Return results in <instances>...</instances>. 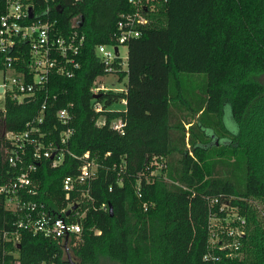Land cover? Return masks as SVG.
<instances>
[{
	"label": "trees",
	"instance_id": "1",
	"mask_svg": "<svg viewBox=\"0 0 264 264\" xmlns=\"http://www.w3.org/2000/svg\"><path fill=\"white\" fill-rule=\"evenodd\" d=\"M57 2L51 14L62 33L84 36L80 67L72 77L51 74L35 96H4L0 185L19 172L8 162L13 145L5 133L24 131L45 101L41 139L60 145L72 127L66 146L74 156L65 153L57 166L28 156L25 164L37 166L26 199L79 220L80 236L68 245L80 264H264V0H140L147 22L123 44L125 60L112 63L121 86L97 93L98 77L109 74L97 46L119 45L117 21L135 5ZM4 8L0 0V16ZM62 108L68 124L56 116ZM118 119L121 130L112 127ZM86 152L98 164L95 175L66 197L63 179L77 174ZM4 201L0 194V264H65L62 243L26 230L16 241L6 234L16 218ZM225 204L244 218L237 249L209 241L210 220L226 217Z\"/></svg>",
	"mask_w": 264,
	"mask_h": 264
},
{
	"label": "built area",
	"instance_id": "2",
	"mask_svg": "<svg viewBox=\"0 0 264 264\" xmlns=\"http://www.w3.org/2000/svg\"><path fill=\"white\" fill-rule=\"evenodd\" d=\"M57 1L4 0V12L0 16V65L1 69L8 73V76L0 84L2 88L1 95L4 94L5 96L7 94L12 99L21 101L25 97L35 96L39 90L45 88L51 74L56 73L61 76L72 77L75 71L79 69L80 64L76 60V56L83 45L84 36L79 34L77 29H73L66 34L62 33L56 18L51 14L52 6L56 5V9L59 7ZM130 2L135 5V11L121 14L117 21L116 40L119 45L100 44L97 46V53L108 73L114 72L112 63L115 59L125 58L120 54L119 46L132 37L139 36L138 26L147 22L143 14L144 5L140 0H130ZM39 3L43 6L38 11ZM19 62H22L23 65L19 66ZM103 89H106V87L101 83V85L93 87L92 91L97 93ZM114 89L125 90V87ZM44 108L45 101L38 115L26 124L24 131H8L5 133V137L13 145L8 152V162L12 167L17 168L19 172L0 185V194L5 197V208L16 218L13 230L8 231L6 234L12 235L13 240L16 241L20 230H26L33 235H41L62 243L65 251L66 248H69L65 237L75 235L79 238L80 236L82 227L79 220L68 221L60 215L55 216L47 210L44 203L26 199L27 194L35 193L31 174L37 166V163L32 162L25 164L28 156L33 161L49 158L51 166L59 165L65 153L74 156L66 146L69 137L73 133L72 127L67 126L61 132L60 145L53 142L45 144L41 139L45 135L39 127V124L43 121ZM94 109L95 111H101V104L96 102ZM56 116L63 124H68L71 121V115L67 108L59 109ZM101 122L99 120V124ZM122 126L123 123L120 119L112 124V127L118 130H121ZM97 167L98 164L89 158L88 152L84 153L83 163L78 168L77 174L66 176L63 179L62 187L66 197L72 190L91 180ZM86 195V191L81 192V196ZM213 202H216V199ZM223 207H225L227 214L225 218L219 220L226 222L230 212H234L236 218L229 222L227 229L221 230L220 234L217 232V238L219 239L216 242L211 243L210 238L212 239L214 234L209 232V241L212 246L218 244L220 249L226 247L237 249L240 245L239 237L244 233V218L239 216L235 208L229 207L227 204ZM82 216L83 213L78 215V217ZM236 221L239 224L233 225L232 223ZM212 227L210 221L209 231ZM204 258L207 259L208 256L206 255ZM212 258L213 260L218 259L217 256ZM41 264H56V262L44 261Z\"/></svg>",
	"mask_w": 264,
	"mask_h": 264
},
{
	"label": "rangeland",
	"instance_id": "3",
	"mask_svg": "<svg viewBox=\"0 0 264 264\" xmlns=\"http://www.w3.org/2000/svg\"><path fill=\"white\" fill-rule=\"evenodd\" d=\"M119 51H120V54L123 56V57H127V47L126 45H120L119 46ZM125 58H123V60H125ZM123 67L125 68L126 65L125 63H123ZM8 76V73H6L5 71H3L2 69H0V84L4 81L5 77ZM117 74L115 73H109L105 76H100L98 77L97 79V83L98 85H106V86H110V87H118V86H121L120 83L117 81ZM3 94V93H2ZM3 99H4V94L1 95V92H0V108L2 107L3 105ZM114 107H116V105H114ZM225 120L228 124V126L235 130L236 129V126H235V123L232 119V115H231V108H230V105L229 104H226L225 107ZM159 172V167L158 169L155 171V173ZM260 207V206H259ZM231 210V209H229ZM236 218V215L234 212H230L227 216V220L226 222L225 221H221L219 219H211V225L213 226L211 228V230L209 231L210 233H213L214 234V237L211 239L210 238V241L211 243H214L216 242L219 238H217V232L220 234L221 233V230H225L227 229L228 225H229V222L232 220V219H235ZM216 234V235H215ZM219 237V236H218ZM109 264H114L113 262H109L107 261Z\"/></svg>",
	"mask_w": 264,
	"mask_h": 264
},
{
	"label": "flooded vegetation",
	"instance_id": "4",
	"mask_svg": "<svg viewBox=\"0 0 264 264\" xmlns=\"http://www.w3.org/2000/svg\"><path fill=\"white\" fill-rule=\"evenodd\" d=\"M69 237H65V241L68 242ZM65 264H80L79 261L73 256L72 252L69 248H66L65 250V258H64Z\"/></svg>",
	"mask_w": 264,
	"mask_h": 264
},
{
	"label": "water",
	"instance_id": "5",
	"mask_svg": "<svg viewBox=\"0 0 264 264\" xmlns=\"http://www.w3.org/2000/svg\"><path fill=\"white\" fill-rule=\"evenodd\" d=\"M31 16V15H30ZM115 50H117V48H115ZM0 91H2V88L0 87ZM94 98L98 97V94H94L93 95ZM77 207V205H73L68 211L67 214H69L70 210L75 209ZM109 212L112 214V207L109 206Z\"/></svg>",
	"mask_w": 264,
	"mask_h": 264
}]
</instances>
